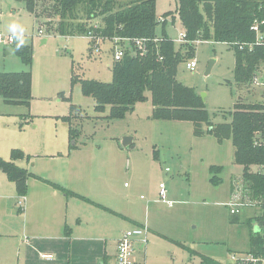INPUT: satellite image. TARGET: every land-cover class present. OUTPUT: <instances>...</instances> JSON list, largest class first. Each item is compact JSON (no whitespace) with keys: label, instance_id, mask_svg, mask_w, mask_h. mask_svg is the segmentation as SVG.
<instances>
[{"label":"rangeland","instance_id":"obj_1","mask_svg":"<svg viewBox=\"0 0 264 264\" xmlns=\"http://www.w3.org/2000/svg\"><path fill=\"white\" fill-rule=\"evenodd\" d=\"M175 9L174 0H156V16L166 19L164 32L176 47L182 45L176 79L203 96L210 122H229L228 113L241 99L264 103V72L258 74L263 84L235 85L234 53L227 44L199 40L192 52H186L185 45L177 42L179 26L171 22ZM13 22L25 27L24 45L33 48L32 100L27 108L4 105L0 98L1 159H9L11 148H18L30 156L18 165L35 175L69 171L75 186L91 190V195L150 230L144 249L135 247V259L143 264H198L202 256L230 264L232 252L242 254L248 249L245 222L250 221L253 229L258 226L261 208L244 207L231 216L226 207L236 188L234 179L242 172L233 162L230 140L217 141L206 133V125L201 126L204 134L199 136L190 122L151 119L150 98L138 103L123 120H105L108 108L103 114L95 112L94 101L81 93L80 80L111 81V43L96 40V50L84 36H51L45 26L41 30L46 36L41 37L39 23L22 3L0 0V34L11 36L8 25ZM157 31L161 32L160 26ZM42 39H46L43 45ZM16 45V41L8 47L0 44V72L29 70L14 53ZM189 60L196 61L193 72L186 69ZM70 103L81 108L73 122L79 132L74 149L68 127L60 120L68 114ZM124 137H131L133 145L123 148ZM211 167L220 170L211 173ZM213 176L220 181L213 183ZM37 183L33 182L34 189L30 186V194ZM162 183L170 206L159 200ZM19 201L14 185L0 172V264H41L47 257L34 256L35 242L27 245L23 238L34 222L29 216L26 226ZM111 228L125 232L133 226L118 220ZM107 245V255L112 257L113 245Z\"/></svg>","mask_w":264,"mask_h":264},{"label":"trees","instance_id":"obj_2","mask_svg":"<svg viewBox=\"0 0 264 264\" xmlns=\"http://www.w3.org/2000/svg\"><path fill=\"white\" fill-rule=\"evenodd\" d=\"M15 1L22 3L26 12L39 23L38 30L43 26L47 28L48 35L69 37L90 32L112 46L113 40H118L124 56L121 61L112 63L111 81L80 80L81 93L94 101L95 112L103 114L108 108L105 120H123L138 103L150 98L153 120L190 122L193 133L199 136L204 134L201 126L206 125V133L212 134L217 141L230 140L233 162L242 169L236 181L251 200L259 206L264 204V103H247L241 99L228 113L229 122L212 124L201 97L176 79L177 66L183 60L182 45L176 47L164 32L166 19L157 20L156 0ZM174 1L176 9L171 22H177L180 32L184 33L187 53L194 50L193 45L199 40L227 44L234 53L233 81L237 86L252 85L254 77L264 72V44L255 43L256 34L251 30L257 24L264 37V0ZM91 22L94 23L91 25ZM159 26L160 35L157 33ZM14 53L29 70L0 72V98L7 106L28 108L32 100V45L19 49L14 46ZM75 79L72 75L71 82ZM80 112V107L70 103L68 114L60 118L68 127L72 149L76 148L79 133L73 122ZM29 158L20 149H12L9 160L0 158V171L14 185L18 197L26 195L27 180L36 176L15 163ZM218 170L219 167L210 169L211 173ZM211 181L220 180L213 176ZM47 184L67 196L73 194L56 184ZM256 220L258 226L264 221L261 215ZM246 224L250 232L249 252L263 254V235L253 232L250 221ZM201 264L219 263L202 256Z\"/></svg>","mask_w":264,"mask_h":264},{"label":"crops","instance_id":"obj_3","mask_svg":"<svg viewBox=\"0 0 264 264\" xmlns=\"http://www.w3.org/2000/svg\"><path fill=\"white\" fill-rule=\"evenodd\" d=\"M179 30L181 31L180 26ZM157 33L160 35L159 31ZM62 124L66 126L63 122ZM19 161L21 162V160ZM19 161L15 164L24 168L18 165ZM27 171L36 177L27 180V193L24 196V204L20 210L23 213L26 226H28L29 216L33 218L34 225L30 226L29 229H25L23 238L26 240L27 245L31 244L30 241L32 240L35 242L33 244L35 249L32 251L34 256L40 254V256L51 257L43 259L44 261L41 264H107L111 259L115 264L116 245L124 232L111 231V226L115 225L118 220H126L133 228L143 226L120 214L112 206L106 205V202L97 199L96 194L91 195L90 193H93L91 190L88 192V190H83V187L81 189L75 186L70 180L69 171H54L49 175L41 174L42 177L29 170ZM239 178L240 176H237L234 181ZM39 179L56 184L73 194L67 196L62 190L54 188ZM34 181L38 182V187L30 194V186H32V189L35 188V184L32 185ZM166 205L170 206V204ZM245 225L247 226L246 222ZM247 229L249 235L248 226ZM108 242L113 245L112 257L107 255ZM135 245H140L142 250L145 247V244H142L140 240H137ZM248 251L249 239L248 249L242 253ZM237 252L239 251L232 253ZM191 255L194 256V253L192 252ZM135 257L136 254L134 259ZM135 261L137 264H143L140 259H135ZM198 264H201V259L198 260Z\"/></svg>","mask_w":264,"mask_h":264},{"label":"built area","instance_id":"obj_4","mask_svg":"<svg viewBox=\"0 0 264 264\" xmlns=\"http://www.w3.org/2000/svg\"><path fill=\"white\" fill-rule=\"evenodd\" d=\"M157 20L159 22L164 21V18L162 16H158ZM251 30L256 34V44H264V37L259 31L258 25L254 24L251 27ZM39 36H44L42 30H38ZM46 36V35H45ZM86 37L89 42L95 45V41L99 40V38H96L92 36L90 32L83 35ZM185 39V35L183 32H180L177 38L178 43H183ZM14 40L11 38V36H4L0 34V44L4 47H8L14 44ZM113 43H115L112 46V57L113 62H119L124 56V50L120 46L117 45L118 40L114 39ZM99 45V44H98ZM97 50V48H96ZM186 69L189 71H195L196 69V61L195 60H189L185 64ZM253 84H263L262 81H260L259 77L256 76L253 79ZM165 172H168V169H165ZM264 172V171H263ZM234 186L236 187L234 191L232 192V198L231 200L226 204V207L229 210V213L231 216H236L239 214L240 210L244 207H251V206H259L257 202L251 200L244 192L242 191V188L240 186V183L235 181ZM167 188L165 184L159 185V200L163 203L170 204L167 199ZM24 204V197H20V201L18 202L19 207H22ZM261 208V217L264 219V204L262 206H259ZM260 232L264 237V221L262 225L259 227ZM147 229L142 227H135L131 230L125 231L120 239L117 242L116 250H115V264H137L134 256H135V244L137 240H140L142 244H145L147 242L146 239ZM47 258H51L50 256H46ZM230 264H264V248H263V254H253L249 251L246 253L238 254V253H231L230 254Z\"/></svg>","mask_w":264,"mask_h":264},{"label":"clouds","instance_id":"obj_5","mask_svg":"<svg viewBox=\"0 0 264 264\" xmlns=\"http://www.w3.org/2000/svg\"><path fill=\"white\" fill-rule=\"evenodd\" d=\"M8 31L11 33V38L17 42L16 45L17 49L22 47L25 43L24 40V34L26 31L25 27L20 23L13 22L8 25Z\"/></svg>","mask_w":264,"mask_h":264},{"label":"water","instance_id":"obj_6","mask_svg":"<svg viewBox=\"0 0 264 264\" xmlns=\"http://www.w3.org/2000/svg\"><path fill=\"white\" fill-rule=\"evenodd\" d=\"M45 43H46V40L43 39L42 42H41V44L43 45V44H45ZM211 64H212V63H211ZM211 67H212V65H210V66L206 69L205 74H208V73L210 72ZM201 98L203 99V96H202ZM121 146H122L123 148L132 146V138H131V137H124V138L122 139ZM253 232H254L255 234H258V233L260 232L259 227H254Z\"/></svg>","mask_w":264,"mask_h":264}]
</instances>
